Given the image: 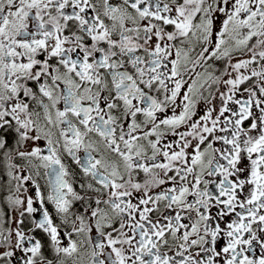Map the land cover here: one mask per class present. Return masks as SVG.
I'll use <instances>...</instances> for the list:
<instances>
[{
    "label": "snow or ice",
    "instance_id": "snow-or-ice-1",
    "mask_svg": "<svg viewBox=\"0 0 264 264\" xmlns=\"http://www.w3.org/2000/svg\"><path fill=\"white\" fill-rule=\"evenodd\" d=\"M0 264H264V0H0Z\"/></svg>",
    "mask_w": 264,
    "mask_h": 264
}]
</instances>
